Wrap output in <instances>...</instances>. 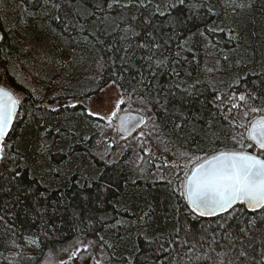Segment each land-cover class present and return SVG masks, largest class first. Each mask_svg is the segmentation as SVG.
Segmentation results:
<instances>
[{
  "label": "snow or ice",
  "instance_id": "1",
  "mask_svg": "<svg viewBox=\"0 0 264 264\" xmlns=\"http://www.w3.org/2000/svg\"><path fill=\"white\" fill-rule=\"evenodd\" d=\"M219 3L235 26L210 22L212 0H20L18 53L0 58V264H264V58L258 71L251 43L252 59L237 55L264 36L237 23L260 0ZM85 64L88 88L44 102L41 81L70 83ZM130 149L148 166L122 177ZM68 232L75 246L54 261Z\"/></svg>",
  "mask_w": 264,
  "mask_h": 264
},
{
  "label": "trees",
  "instance_id": "2",
  "mask_svg": "<svg viewBox=\"0 0 264 264\" xmlns=\"http://www.w3.org/2000/svg\"><path fill=\"white\" fill-rule=\"evenodd\" d=\"M213 3H215L216 6V11L221 13L220 17H212V20L210 22H215V23H221L223 22L225 25L228 26H235L233 25V21L231 18V9H229L227 11V13H225L223 7L221 6V4L219 3V0H212ZM260 4H264V0H260ZM260 4H258L257 8V12L254 15H249L246 17V19L244 20L243 23H241L239 20L237 21L238 24H240V28H247V30L250 32L252 30H256L257 32L259 31L260 27L262 25H264V14H262L259 11L260 8ZM20 0H4V3L2 6V10H0V17H5L6 16V20L3 22L2 27H0V32L2 35L5 36V39L3 41H0V48H2L3 50L0 51V58H2L4 56V54L6 52H10L13 55V58H15V56L18 53V46L21 42V37L19 35V33H17L15 36L13 35L12 31H9V29H14L19 20H20ZM33 24V27L35 26L34 22H31ZM32 29L30 28L29 31H31ZM245 35H247V33H245ZM216 39L220 40V46L224 48L225 51H227L229 48L232 47L231 44H226V36H224V34H219ZM254 41V42H253ZM251 43L252 47L256 49V56H255V65H256V69L259 71L261 70V65H260V61L262 58L261 52L262 50H264V36H261L260 39H256L255 37H253L252 41H248L246 40L244 42L245 48L247 49L246 51H243L241 53H238L237 55H244L249 59H252V51L251 48H247V45ZM23 58V57H21ZM200 59H201V67L204 66L205 63H207L209 66H211L212 64L215 63V56L208 58L207 60L204 57V53L203 51L200 52ZM233 59H236V56H233ZM188 67L189 71H192L193 73V77L192 79L197 78V76L199 75V78L201 80H208L209 77H207L206 75L203 74H199L198 71L191 66H186ZM225 67H227L225 65ZM95 66H90L89 64H85L82 67H80L76 73V77L70 81V83H64L62 82L61 84H56V85H51L49 86L47 81H41L39 83V86H43L45 88V92H44V102H47L49 104H56L57 100L61 101L63 100V96L62 95H57V100H52L51 97L53 95H56L57 93H71L72 91H79L82 88H88L90 86L89 81L86 79L90 74H92L93 72H95ZM23 71L27 72L28 69H23ZM245 73L244 69H241V74L243 75ZM49 74L51 75V72H49ZM254 79V77H251ZM217 81L219 80H224L225 83H217V88L223 90V91H228L227 88V82L230 80V76L229 75H222V74H217L216 77ZM191 82V80L189 81ZM201 87H204V85L202 84ZM206 95H210V92H206ZM139 107L138 105H133V108H137ZM44 114V113H41ZM54 116L55 114H50L49 118L52 120V122L54 123ZM109 136H115L117 140H119V134L116 133V131L114 130H109L108 132ZM136 135V134H134ZM28 139H32V137H28ZM131 139V138H129ZM123 143V142H121ZM152 151L153 153L157 156V157H167L168 161L172 160V156L170 153H164L162 150V146L157 147L155 144L152 146ZM124 159L129 161L128 164L125 165L124 171L121 173V176H126V175H132L133 173V168L136 164H141V166L143 167H147V163L146 162H141L138 159H136V155L134 153L133 150H129L128 152L125 153L124 155ZM145 161H147V158H145ZM154 163L156 164H162L163 163V159H157L156 161H154ZM151 171H153L157 176L160 175V171L156 168H152ZM138 183L144 187L146 186V182L144 180L138 181ZM157 193L156 195L160 198L163 199L165 193H164V186L163 185H157ZM135 206H133V210H134ZM108 211L110 213H112V206L109 205L108 206ZM114 214V213H113ZM125 219H128V217L126 216ZM121 234L122 235H127L130 236L131 238L126 242V246L128 248L132 247V244L134 242H136V238H137V234H136V229L133 228L130 230V232L126 233L124 232V230H121ZM78 234L76 233H72V232H68L60 241H58L57 243L52 245V250L54 253L55 257H58L60 255H64V258L61 259H67V254L61 252L59 249L61 247V245L67 246L69 247V250H71L72 247L75 246V242H76V237ZM99 235H103L105 237L106 241H113L115 239L114 234L111 231H106V230H101L99 232ZM81 239L83 240L84 243H88L89 241H97V246L94 247L91 251L94 253H99V241L97 240V237L94 236L93 234L89 233L88 235H81ZM66 255V256H65ZM87 255H85V257L83 259H79V260H75V261H81V260H85L87 259ZM59 257L57 259H55L56 261L61 260Z\"/></svg>",
  "mask_w": 264,
  "mask_h": 264
},
{
  "label": "rangeland",
  "instance_id": "3",
  "mask_svg": "<svg viewBox=\"0 0 264 264\" xmlns=\"http://www.w3.org/2000/svg\"><path fill=\"white\" fill-rule=\"evenodd\" d=\"M117 133V132H116ZM118 134V133H117ZM64 255H60L58 256L60 259L64 258ZM66 256V255H65ZM58 257H53V260L56 261L55 259H57ZM72 264H91V261L89 258L85 259V260H81V261H73Z\"/></svg>",
  "mask_w": 264,
  "mask_h": 264
},
{
  "label": "water",
  "instance_id": "4",
  "mask_svg": "<svg viewBox=\"0 0 264 264\" xmlns=\"http://www.w3.org/2000/svg\"><path fill=\"white\" fill-rule=\"evenodd\" d=\"M0 35H2L1 32H0ZM133 134H134V133H133Z\"/></svg>",
  "mask_w": 264,
  "mask_h": 264
}]
</instances>
